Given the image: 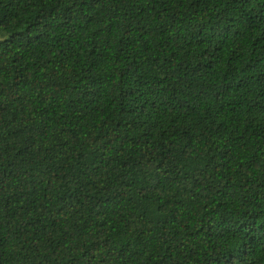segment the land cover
I'll return each mask as SVG.
<instances>
[{
  "label": "trees",
  "instance_id": "16d2710c",
  "mask_svg": "<svg viewBox=\"0 0 264 264\" xmlns=\"http://www.w3.org/2000/svg\"><path fill=\"white\" fill-rule=\"evenodd\" d=\"M0 264H264V0H0Z\"/></svg>",
  "mask_w": 264,
  "mask_h": 264
}]
</instances>
